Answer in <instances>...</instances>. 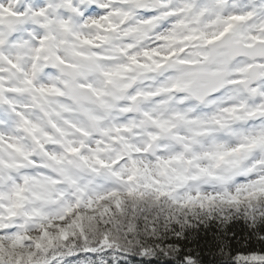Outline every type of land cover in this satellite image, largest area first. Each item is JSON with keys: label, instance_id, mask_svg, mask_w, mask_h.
I'll return each instance as SVG.
<instances>
[{"label": "snow or ice", "instance_id": "6c2138e0", "mask_svg": "<svg viewBox=\"0 0 264 264\" xmlns=\"http://www.w3.org/2000/svg\"><path fill=\"white\" fill-rule=\"evenodd\" d=\"M0 264H264V0H0Z\"/></svg>", "mask_w": 264, "mask_h": 264}, {"label": "trees", "instance_id": "16d2710c", "mask_svg": "<svg viewBox=\"0 0 264 264\" xmlns=\"http://www.w3.org/2000/svg\"><path fill=\"white\" fill-rule=\"evenodd\" d=\"M204 255H205L206 262L211 261L212 259L211 256H209L207 253H205Z\"/></svg>", "mask_w": 264, "mask_h": 264}]
</instances>
